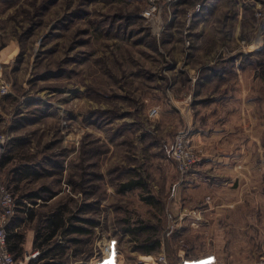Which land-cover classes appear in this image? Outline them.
<instances>
[{"label":"rangeland","instance_id":"rangeland-1","mask_svg":"<svg viewBox=\"0 0 264 264\" xmlns=\"http://www.w3.org/2000/svg\"><path fill=\"white\" fill-rule=\"evenodd\" d=\"M157 3L148 20L149 0H0V131L17 158L40 168L14 182L15 192L3 182L17 203L40 188L39 202L50 204L37 208L39 218L61 210L86 230L71 235L63 262L141 264L148 248L159 254L153 242L174 218L177 118L216 99L197 88L201 76L210 64L242 59L264 77V0ZM213 127L201 143L191 130L200 163L218 136ZM135 180L143 185L122 191ZM108 243L115 252L103 256Z\"/></svg>","mask_w":264,"mask_h":264},{"label":"crops","instance_id":"crops-1","mask_svg":"<svg viewBox=\"0 0 264 264\" xmlns=\"http://www.w3.org/2000/svg\"><path fill=\"white\" fill-rule=\"evenodd\" d=\"M246 13L247 9L242 7L240 16ZM206 71L197 88L205 85L216 99L210 100L206 108L199 106L200 112L189 115L188 120L184 121L179 115L177 121L180 128H190L194 134L199 132L196 135L199 143L212 126L218 136L211 138L213 145L208 146L203 162L183 181L178 172L175 201L171 205L173 223L155 241L159 254H166L170 264L183 261L257 264L264 257V100L259 99L264 97V77L259 75V67L254 68L250 60L242 59L216 62ZM219 96L224 98H217ZM197 102L195 100V104ZM16 148L15 141L10 142L0 166L2 180L13 191L14 182L40 170L33 160L17 158ZM137 187L140 185L127 190ZM40 191V188L24 190L26 195L18 202L9 226L8 246L25 264H74L63 262L60 257L71 254V235L86 230L69 226L70 218H65L61 210L59 214L51 212L49 217L39 218L37 208L42 203L50 204L39 202ZM144 201L161 208L157 198L148 196ZM65 207L66 204L62 206ZM47 233L50 237L45 241ZM196 236L201 237L199 243L193 240ZM180 241L188 245L183 247ZM137 251L134 249L131 253L135 255ZM143 256L156 255L148 248Z\"/></svg>","mask_w":264,"mask_h":264},{"label":"built area","instance_id":"built-area-1","mask_svg":"<svg viewBox=\"0 0 264 264\" xmlns=\"http://www.w3.org/2000/svg\"><path fill=\"white\" fill-rule=\"evenodd\" d=\"M157 12V0H149V5L142 15L150 20L156 17ZM1 90L2 93H5L7 88L3 86ZM158 112L159 110L157 107L150 110L151 116L156 115ZM10 142L11 136L4 131H0V166L4 155L8 151ZM171 153L177 163L180 180L183 181L189 172L200 163V158L196 154L194 139L190 128H183L175 134ZM17 208L18 203L14 193L5 185L0 174V264H25L23 260L15 257L8 246L9 226L17 212ZM112 252H115V246L112 243H108L102 250V255L105 256ZM140 263L170 264L164 253L146 257L145 260ZM180 264L189 263L183 261ZM257 264H264V257L261 258Z\"/></svg>","mask_w":264,"mask_h":264},{"label":"trees","instance_id":"trees-1","mask_svg":"<svg viewBox=\"0 0 264 264\" xmlns=\"http://www.w3.org/2000/svg\"><path fill=\"white\" fill-rule=\"evenodd\" d=\"M137 185H143V183L141 182V181H138V180H135V181H132V182H130V183H128V184H125L124 186H123V190H127V189H129V188H133V187H135V186H137ZM78 230H80V229H78ZM52 234H53V232H52ZM51 234V235H52ZM9 237L10 236H8V239H9ZM45 241H47V239L50 237V235L47 233L45 236ZM148 240L150 241L151 239L150 238H148ZM156 245H158V242H153V245L152 246H156ZM10 249V248H9Z\"/></svg>","mask_w":264,"mask_h":264}]
</instances>
